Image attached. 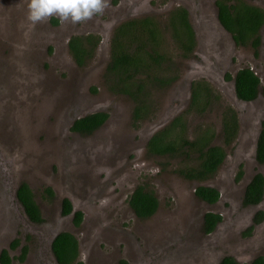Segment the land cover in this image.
<instances>
[{
  "label": "rangeland",
  "instance_id": "1",
  "mask_svg": "<svg viewBox=\"0 0 264 264\" xmlns=\"http://www.w3.org/2000/svg\"><path fill=\"white\" fill-rule=\"evenodd\" d=\"M155 2L109 0L104 13L87 22L61 23L52 17L33 26L28 0H0V252H8L11 264H56L49 244L60 232L76 239L81 264H209L211 259L210 264H218L226 255L249 264L264 255V221L250 238L239 233L254 213L264 214V201L256 207L241 204L245 182L256 170L264 173V166L255 168L252 160L257 126H264V26L254 56L250 46L238 47L217 25L211 0ZM181 4L189 8L196 36L195 51L186 59L178 55L167 26L169 12ZM143 17L158 24L159 50L177 65V79L162 90L152 89L146 100L149 114L134 122V103L111 94L104 74L115 27ZM89 34L100 43L78 67L66 48L68 38ZM244 68L260 81L262 94L254 103L233 99L231 78ZM201 79L220 98L202 114L189 112L191 82ZM227 105L237 114L238 136L208 180L187 181L176 169L188 162L147 154L149 138L179 116L189 140L211 128L212 144L222 146L221 116ZM97 112L108 116L99 129L88 136L70 132L76 119ZM239 165L246 175L235 181ZM22 183L43 223L27 220L17 202L14 193ZM198 186L217 187L222 199L209 206L195 197ZM137 187L157 199V211L148 219L136 218L128 205ZM45 188L51 189V199ZM63 199L82 213L79 226L72 223L74 213L61 214ZM208 212L219 213L222 221L214 233L204 234L202 217ZM14 241L18 244L10 248ZM22 247L26 254L20 262L14 258Z\"/></svg>",
  "mask_w": 264,
  "mask_h": 264
},
{
  "label": "trees",
  "instance_id": "2",
  "mask_svg": "<svg viewBox=\"0 0 264 264\" xmlns=\"http://www.w3.org/2000/svg\"><path fill=\"white\" fill-rule=\"evenodd\" d=\"M231 4H227L228 2ZM218 20L221 26L230 33L238 47L250 46L254 56L257 55L259 44L258 30L263 24L264 15L259 9L249 6L242 0H218ZM56 24V21L53 20ZM168 28L172 40L181 58H188L194 46V35L188 20L187 13L182 8H177L168 17ZM99 37L89 34L73 36L67 43L68 51L74 63L83 67L93 56ZM160 29L151 18L129 20L119 24L113 31L110 43V58L105 69V85L113 95L127 97L134 103L132 118L138 122L149 114L147 98L152 89L162 90L172 84L177 65L171 57L159 50ZM227 80L231 77L226 75ZM234 81L236 97L241 101H252L258 92L259 78L249 68L238 70L231 78ZM219 96L204 80L191 82L189 112L202 114L207 106L218 102ZM228 106V105H227ZM104 112L92 113L76 119L70 126V132L88 136L99 129L106 121ZM220 133L222 143L228 146L236 137L238 120L236 112L230 107H225L221 116ZM187 125L183 116L176 117L162 130L153 134L147 144L146 152L149 156L162 158H179L185 164L176 169V173L187 181L202 182L212 177L218 166L222 163L225 153L220 146L213 145L215 131L205 129L192 140L186 136ZM256 160L264 161V129L260 132L256 142ZM239 178V177H238ZM264 179L260 174H255L248 183L244 198V205H256L262 198ZM48 197L52 191L47 188ZM196 198L213 204L219 194L214 188L198 186L194 190ZM16 198L22 206L28 219L35 223H42L38 208L33 201V196L24 183L16 189ZM128 205L134 216L138 219H148L157 211L158 202L151 191L137 187L129 197ZM72 205L68 199L61 202V214L70 215ZM72 223L79 226L82 213L73 212ZM257 217L263 214L258 212ZM217 214L206 213L203 216L202 230L209 234L214 226L220 222ZM18 244L14 241L10 248ZM25 250H23L24 253ZM51 253L57 264H81L78 259V243L67 232H60L51 243ZM10 259L5 250L0 252V264H9ZM219 264H237L232 257H224ZM250 264H264L263 257L255 258Z\"/></svg>",
  "mask_w": 264,
  "mask_h": 264
},
{
  "label": "flooded vegetation",
  "instance_id": "3",
  "mask_svg": "<svg viewBox=\"0 0 264 264\" xmlns=\"http://www.w3.org/2000/svg\"><path fill=\"white\" fill-rule=\"evenodd\" d=\"M156 2H155V4H165L166 3V1L167 0H155ZM218 0H211V6H212V9H213V11H214V14L212 15V16H214V19H215V21H216V23H217V25L225 32V29L221 26V24H220V22H219V20H218V8H217V6H216V2H217ZM250 1V3H248L247 2V0H242V2H244L245 4H247V5H249V6H252V7H255V8H257V9H259L260 11H262V13H263V15H264V0H249ZM148 3H150V0H148ZM232 2L230 1V2H228L227 4H231ZM148 6H150V4H147ZM263 6V7H262ZM177 8H182L183 10H185V12L187 13V16H188V20H189V8L188 7H186V6H184L183 4H181L180 6H178V7H176V8H174V9H172L169 13H172L174 10H176ZM137 13L139 14V15H144V13H142L141 11H137ZM129 16H132V15H129ZM134 16V15H133ZM210 17H211V15H209ZM143 18H149V17H143ZM125 21H127V20H123L121 23H123V22H125ZM129 21V20H128ZM209 21V20H208ZM211 21V20H210ZM121 23H119V24H121ZM189 23H190V20H189ZM118 24V25H119ZM117 25V26H118ZM167 25H168V20H167ZM116 26V27H117ZM190 26H191V30H192V32H193V35H194V41H195V46H194V48H193V50H192V52L191 53H194V51H195V47H196V36H195V33H194V30H193V28H192V25H191V23H190ZM264 26V19H263V24L261 25V27L259 28V30H258V36H259V44H258V46H257V56H258V54H259V47H260V45H261V37H260V30H261V28ZM115 27V28H116ZM76 36V35H75ZM80 36H85V35H80ZM71 37H73V36H71ZM70 37V38H71ZM70 38H68V41H69V39ZM68 41H67V43H68ZM29 43H34V40H32V41H30ZM99 43L100 42H98V45H99ZM66 48H67V50H68V47H67V44H66ZM69 52V51H68ZM253 53V52H252ZM254 55V54H253ZM256 75V74H255ZM225 76H226V74L224 75V78H225ZM257 76V75H256ZM232 81H233V79H232ZM233 86H234V81H233ZM234 91H235V89H234ZM261 94H262V90H261V88L260 87H258V92H257V96L252 100V101H248V102H245V101H241V100H239L240 102H243V103H254V102H256V101H258V99H259V97L261 96ZM238 100V99H237ZM223 109H225V107L223 108ZM105 113V112H104ZM257 127H259V131H257V138H256V141H255V145H254V147H253V152H252V156H253V163H254V167L255 168H262L263 166H264V161L263 162H261V163H259L257 160H256V142H257V139H258V136H259V134H260V132L264 129V126H263V124L262 123H260ZM239 128V127H238ZM237 136H238V129H237V133H236V137H235V139L232 141V143H230L228 146H224L223 145V143H222V146H220L222 149H223V151H224V153H225V157H224V159H223V161H222V163L218 166V168H217V170H216V172H215V174L217 173V171L222 167V164H223V162L225 161V159H226V156H227V151H228V149L230 150V149H232L233 148V145H234V143H235V141H236V139H237ZM221 142H223L222 140H221ZM248 155L249 154H247V155H245L244 157H248ZM255 174H260L262 177H263V179H264V173L262 174L261 173V171L259 172L258 170H256L255 172H253L252 173V176H251V178L255 175ZM244 175H246V171H242V166L241 165H239L238 166V168H237V171H236V176H235V181H239V179L240 178H243L244 177ZM239 177V178H238ZM251 178L249 179V180H247L246 182H245V184L243 185V190H242V198H241V204H242V206L243 207H256V206H259L263 201H264V185H263V188H262V198H261V200H260V202L258 203V204H256V205H244L243 204V198H244V193H245V189H246V187H247V185H248V183L250 182V180H251ZM208 180V179H207ZM206 181V180H205ZM232 184L234 185L235 183L232 181ZM26 185V184H25ZM18 187V186H17ZM28 187V186H27ZM205 187H210V188H213V187H211V186H205ZM29 188V187H28ZM46 189L47 188H45V190H44V193H45V196L46 197H48V194L46 193ZM217 192H218V194H219V197H218V199H217V201L215 202V203H213V204H208L209 206H213V205H215L217 202H219L221 199H222V196H221V193H220V191H219V189L217 188V187H215L214 188ZM30 190V189H29ZM51 190V189H50ZM195 190V189H194ZM235 190V189H234ZM31 192V191H30ZM32 194V193H31ZM52 197H53V193H52ZM51 197V198H52ZM49 198V197H48ZM51 198H49V199H51ZM198 199V198H197ZM18 201V200H17ZM34 201V200H33ZM202 201V200H201ZM62 202V201H61ZM202 202H204V201H202ZM35 203V202H34ZM204 203H206V202H204ZM37 206V205H36ZM38 208V207H37ZM24 211V210H23ZM38 211H39V214H40V217H41V213H40V210H39V208H38ZM74 211H72L71 212V214L73 213ZM258 212H261V211H257L256 213H254L252 216H251V219H250V221H249V223H248V225L247 226H245L244 228H242L241 229V231H239V233H240V235L242 236V237H244L243 239H246V238H250L251 237V235L253 234V232H254V230L264 221V214H263V212H261L262 214H263V216L262 217H257L256 215H257V213ZM209 213H212V212H209ZM24 214H25V212H24ZM206 214V213H205ZM213 214H215V213H213ZM73 215V214H72ZM217 215H219L220 216V218H221V215L219 214V213H217ZM25 216H26V214H25ZM204 216V215H203ZM26 219L27 220H29L28 219V217L26 216ZM41 219H42V217H41ZM30 221V220H29ZM221 221H222V219L220 220V222H218L215 226H214V229L212 230V232L211 233H214V231H216V230H218V226L221 224ZM31 222V221H30ZM202 222H203V217H202ZM31 223H33V222H31ZM42 223H43V219H42ZM33 224H35V223H33ZM211 233H209V234H211ZM23 250H25L24 251V253H23ZM6 251V250H5ZM25 254H26V248L25 247H22V250H21V253H20V255L17 257V258H14V259H17L18 261H20V262H22L23 261V259H24V256H25ZM7 255H8V257H9V259H10V262H9V264H11V262H12V260H13V258H11L10 256H9V254H8V252H7ZM224 257H232L234 260H235V262L237 263V264H240L236 259H235V257H233V256H230V255H226V256H224ZM223 257V258H224ZM257 257H263L264 258V255H256V256H254L253 258H252V260L249 262V264L255 259V258H257ZM222 258V259H223ZM211 261H212V259L210 260V263H211ZM220 262V261H219ZM209 263V264H210ZM219 264V263H218Z\"/></svg>",
  "mask_w": 264,
  "mask_h": 264
},
{
  "label": "clouds",
  "instance_id": "4",
  "mask_svg": "<svg viewBox=\"0 0 264 264\" xmlns=\"http://www.w3.org/2000/svg\"><path fill=\"white\" fill-rule=\"evenodd\" d=\"M109 7V0H28V21L37 23L57 17L61 23H84L102 15Z\"/></svg>",
  "mask_w": 264,
  "mask_h": 264
},
{
  "label": "water",
  "instance_id": "5",
  "mask_svg": "<svg viewBox=\"0 0 264 264\" xmlns=\"http://www.w3.org/2000/svg\"><path fill=\"white\" fill-rule=\"evenodd\" d=\"M233 99L234 100H237V97H236V93H235V91H234V86H233ZM14 195H15V197H16V191H15V193H14ZM16 200H17V198H16ZM18 202V201H17ZM19 203V202H18ZM20 205V204H19ZM21 206V205H20ZM21 208H22V206H21ZM22 210H23V208H22ZM73 211V210H72ZM24 212V211H23ZM71 215V214H70ZM57 234H59V233H56L55 235H53L52 236V238H51V240H50V249H51V243H52V241H53V239L56 237V235ZM56 262V261H55ZM57 264V263H56Z\"/></svg>",
  "mask_w": 264,
  "mask_h": 264
}]
</instances>
